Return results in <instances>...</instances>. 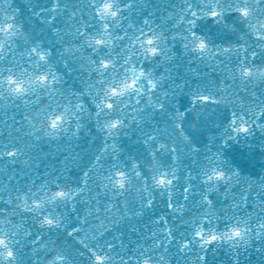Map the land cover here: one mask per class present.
I'll return each mask as SVG.
<instances>
[{
    "label": "snow or ice",
    "instance_id": "6c2138e0",
    "mask_svg": "<svg viewBox=\"0 0 264 264\" xmlns=\"http://www.w3.org/2000/svg\"><path fill=\"white\" fill-rule=\"evenodd\" d=\"M71 7L76 8V5ZM132 7L131 0H88L90 11L87 17L80 13L77 19L79 27L65 31L61 36L56 22L61 15L68 14L70 5L66 0H49V5L41 7L36 15L42 24L50 26L51 33L58 39L60 50L56 52L42 33L37 35L27 29L14 0H0V108L5 102L19 108L17 101L25 106V111L18 113L21 119L16 131L23 129L27 121L28 132L24 136L29 138V142H25L22 136L14 137L11 132L8 135L0 133V161L15 164L20 157L28 155L29 149L36 147L31 142L33 140L52 142L67 138L68 152L71 153V140L80 138L89 119L95 120L103 134L102 143L92 153L79 180L74 182L75 186L73 182L62 180L61 175H54L39 185L33 181L30 187L17 189L15 196L4 189L8 194L7 203L15 200L18 208L37 214L35 220L40 230L35 234L25 233L31 237L33 245L34 256H29V264H75L55 245L48 247L41 235L45 229L50 232L70 229L68 235L78 240L77 252L86 258L85 264H114L112 250L115 245L105 242L106 233L112 229L102 219L105 213L116 207L115 204L111 207L103 205V199L109 194L113 198L124 197L119 211L125 215H142L145 207H152L157 192L167 193L168 207L173 212L185 207L172 198L180 180L179 164L182 157L198 155L200 151L186 130V113L177 112L170 128L163 132L146 133L143 143L149 146L147 165L139 159H132L130 165L122 163L116 142V137L125 128L142 120L144 111L164 109L165 105L157 93L161 91L165 77L156 75L145 64L164 57L166 51L170 53L172 41L179 39L185 49L197 54L198 59L211 57L217 66L225 60L232 61L230 78L233 82L239 80L249 93L247 100L230 112L227 124L223 126V142L227 144L232 140L238 141L240 137L253 136L257 130L264 133V0H181L175 24L179 31L175 35H168L160 25L153 26L147 19L141 27L128 24L129 35L124 31V13ZM78 11V8L71 11V18H76ZM233 17L235 23L230 30L237 31V24L243 26V34L235 44L214 47L195 30L197 21L204 18H211L229 28L228 21ZM89 50V79L93 76L96 79L87 85L86 93L68 94L76 97L73 103L59 87L64 84V78L56 70V65L68 67L78 59L83 63L84 54ZM85 95L94 107L85 101ZM62 96L63 104L59 99ZM44 97L48 100L46 105ZM163 99H167L166 92ZM192 101L194 109L198 103L203 106L220 103L216 95L199 90L193 94ZM9 118L15 122L16 114ZM5 126L11 127L6 121ZM209 153L204 156L197 176L203 177V183L207 185V194L200 202L203 210H197L187 221L183 220V213L177 217L190 229L180 238V251L201 250L194 264H204L206 250L214 244L227 242L236 248L253 237L264 239V190L255 192L258 201L255 216L232 215L221 226V214L215 211L212 193L221 187L227 192L228 186L240 173L225 169L220 152ZM82 159L80 152L65 156L72 165H78ZM197 162L200 163L199 160ZM184 175L187 182L182 194L187 202L194 190L192 171L186 169ZM261 188L264 189V184ZM133 193L138 197L135 204L127 199ZM250 194L241 191L238 201L234 194L232 208L247 206ZM81 203L88 209L83 223H88L87 217L94 214L98 222V227H94L91 235L85 234L84 239L78 235L84 230L75 226V223H80L77 205ZM67 213L75 215V223H66L69 219ZM163 222L165 234L162 239L156 240L151 249H141L128 260L121 259L119 264H167L163 253L167 251L166 245L175 242L176 233L167 226L166 218ZM110 223L117 225L115 219ZM13 227L16 226L7 216L0 219V264H22L24 246L18 239L20 232L13 231ZM157 249L161 250L159 255ZM236 264H239L238 260Z\"/></svg>",
    "mask_w": 264,
    "mask_h": 264
},
{
    "label": "water",
    "instance_id": "95a60500",
    "mask_svg": "<svg viewBox=\"0 0 264 264\" xmlns=\"http://www.w3.org/2000/svg\"><path fill=\"white\" fill-rule=\"evenodd\" d=\"M66 2L70 5L69 12L67 15H61L56 22L57 27L61 29V36L65 31H73L75 27H79L77 19L80 17V13L87 17L90 11L87 8L88 0H66ZM131 3L133 7L124 13L126 17L124 31L129 32V35H131V30L127 25L134 24L141 27L145 19L149 20L153 26L160 25L161 30L168 35H175L179 31L175 24L181 0H131ZM47 5H49V0H14V6L20 9L22 20L27 29L35 31L37 35L42 33L51 47L59 52L60 43L51 33L50 26L42 24L41 18L36 15L41 7ZM71 5H76V8L79 9L76 18H71V11H76V8H72ZM233 23H235L234 17L229 19V28H226L211 18H204L197 21L195 30L198 34L204 35L214 47L228 46L237 43L239 36L243 34V26L240 24H237V31L230 30ZM88 55H90V50L84 54L83 63L78 59L68 67H64L62 64L56 65V70L64 78V84L59 87L73 103L76 102V97L68 94L71 92L86 93L87 85L96 79L94 76L91 80L89 79ZM231 64L232 61L225 60L223 64L217 66L211 57L204 60L198 59L197 54L185 49L179 39L172 41L170 53L166 51L164 57L158 58L154 63L145 64L146 68L154 70L156 75L165 77L162 81L161 91L157 93L165 107L163 110L150 108L144 111L141 114L142 120L130 124L116 137L121 162L130 165L132 159H139L147 165L149 146L143 143L146 133L156 130L163 132L166 128H170L172 118L177 112L186 113V130L190 134L193 144L200 151L198 155L189 154L182 157L179 164L180 180L176 183L172 198L179 204H185L183 209L173 212L168 207L169 196L167 193L161 192L155 194L152 207H145L143 214L136 216L125 215L119 211L123 207L124 197L113 198L109 194L103 199L104 206L116 205L112 211L102 216V219H105V224L112 229L106 233L105 242L115 245L112 250L114 264H119L121 259H130L141 249H151L155 241L162 239L165 234L163 232L165 218L167 226L172 227L176 233V240L170 246L166 245L167 251L163 253L164 261L167 264H194L196 257L201 254V250L196 248L194 252L180 251V238L190 229L177 217L183 213V220H190L201 207V198L207 194V185L203 183V177L197 178L198 169L204 156L210 154L209 152H220L225 169L228 171L238 170L240 173V176L234 178L228 186L227 192L224 187H221L212 193L215 211L221 214V226L232 215L251 214L255 216L258 211L255 192L264 190L261 188V185L264 184V133L257 130L253 136L240 137L238 141L232 140L227 144L223 142V126H226L230 112L239 108L241 102L246 101L249 97V93L244 90V85L239 80L233 82L230 78L231 69L229 66ZM198 90L216 95L220 99V103L208 106L198 103L194 109L192 96ZM165 92L166 100L163 99ZM59 99L62 104L65 103L63 96ZM84 99L90 107H94L87 95L84 96ZM43 101L45 105L48 103L46 97L43 98ZM16 104H20V107L17 108L13 103L5 102L4 107L0 108V133L8 135L11 132L12 136H22L25 142H29V138L24 136V133L28 132L27 121L24 122L23 129L16 131L21 119L18 113L25 111V106L21 102L17 101ZM14 114H16L15 122L9 118ZM5 121L7 125L11 126L10 128L5 126ZM102 140L103 134L98 130L95 120L89 119L85 123L80 138L71 140L73 149L71 153L68 152L67 138L52 142H48L47 139L39 142L33 140L31 142L35 143L36 147L29 149L26 157H20L15 164L7 160L0 161V197H3L0 199V219L7 216L16 226L12 230L20 232L18 239L24 246L22 247V264H29V256H34L33 245L30 243L31 237L25 233L35 234L40 230L39 224L35 220L37 214L26 213L22 208H18L15 200L12 203H7L8 194L4 189H8L9 194L15 196L17 189L30 187L33 181L39 185L54 175H61L62 180L73 182V186H75L74 182L79 180L82 169L87 167L92 153L100 146ZM77 152L83 155V159L78 165H72L70 161L65 160V156L70 157ZM198 160L200 163L197 162ZM186 169L192 171L194 189L187 202L183 200L182 194V188L187 182L184 175ZM241 191L251 193L247 206L242 205L240 208L234 209L232 208L233 195L235 194L238 201ZM127 199L132 204L138 201L135 193L129 195ZM77 207L80 213V223H75V215L72 213H67L69 219L66 223H75L76 227L82 228L84 231L78 235L80 239H84L85 234L91 235L94 227H98V222L94 218V214L87 217L88 223H83L88 209L82 203ZM112 219L117 221V225L110 223ZM68 231L70 229L51 232L45 229L41 235L49 248L55 245L74 260L75 264H85L86 258L77 252L78 240L69 236ZM153 233L156 234L155 237ZM43 251L41 248L42 254ZM160 252L161 250L157 249V255ZM206 255L207 259L204 264H236L237 260L239 264H264V239L253 237L247 242H242L236 248L231 247L227 242L222 245L214 244L206 250Z\"/></svg>",
    "mask_w": 264,
    "mask_h": 264
}]
</instances>
